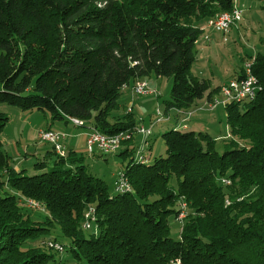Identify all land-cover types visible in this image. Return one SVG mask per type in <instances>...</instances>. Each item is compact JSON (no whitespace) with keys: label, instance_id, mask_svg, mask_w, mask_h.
<instances>
[{"label":"trees","instance_id":"1","mask_svg":"<svg viewBox=\"0 0 264 264\" xmlns=\"http://www.w3.org/2000/svg\"><path fill=\"white\" fill-rule=\"evenodd\" d=\"M234 4L0 0V104L41 111L51 123L80 120L113 136L139 125L133 111L114 113L124 88L156 77L173 79L164 114L187 115L196 101L220 94L222 85L213 88L192 68L204 27ZM252 59L260 89L253 102L225 106L223 154L209 133L177 128L162 135L166 156L152 162L135 160V148L126 147L120 155H132L123 170L132 192L112 194L75 152L64 158L53 149L34 167L45 170L53 157L54 167L27 176L0 140V264H264V54ZM8 123L0 113V135ZM22 198L44 211L29 210ZM181 200L187 215L174 239L170 219L177 221ZM90 206L98 230L88 238ZM57 229L65 246L44 240ZM49 242L68 256L57 262L61 251Z\"/></svg>","mask_w":264,"mask_h":264},{"label":"rangeland","instance_id":"2","mask_svg":"<svg viewBox=\"0 0 264 264\" xmlns=\"http://www.w3.org/2000/svg\"><path fill=\"white\" fill-rule=\"evenodd\" d=\"M234 7L242 12V20L238 27H233L226 35L207 29L205 33L209 36V40H204L205 36L202 35L196 48L198 51L197 61L193 65L192 72L201 79L209 80L213 88L238 77L248 57H254L258 53L264 54V10L262 9L261 1L235 0ZM152 78H154V85L151 88L158 92L159 100L155 95L146 97L134 96L131 100V103H133V106L131 105L132 108L129 106V108L134 110L133 113L137 120H144L146 129L150 127L151 118L154 122L151 128L152 135L150 136L152 139L151 150H148L146 146H142L139 152L142 139L136 133L133 135V139L129 142L127 141V144L125 142L116 154L104 155L96 152L95 157L87 153V145L85 149V145H81L82 141L79 138L69 139V142L76 149L77 157L82 159L79 164H84L91 175L103 179L108 184L112 194L115 193L114 182L117 173L123 171L132 158V155L127 157L120 155L126 147H131L134 144L133 148L136 150L134 152L135 160L147 152H151V162L158 157H165L166 147L162 135L175 128L182 132L209 133V135L217 139L216 150L220 154H223L225 144L229 142L230 129L227 124L225 106H218L214 110H209L206 106L207 99L204 97L196 101L189 115L178 117L172 111L166 116L164 114L165 104L171 97L173 79ZM221 98L220 93L212 102L222 100ZM127 103L129 104L130 102L126 101V97H121L119 100L120 108L114 112L115 115H124L129 111ZM157 110L161 112L159 117L157 116ZM0 113H5L9 118V123L0 135V140L4 143V149L9 155L12 164L19 165V162L23 160V165L18 167V169L25 170V175L27 176L39 175L44 171L51 170L54 167V157L49 159L45 170H37L34 167L35 164L44 159L43 155L49 150V144L41 143L37 138V131L47 125L49 119L46 120V117L48 118L49 116L37 110L24 112L7 104H0ZM159 118L164 120L158 123L157 119ZM54 123L56 125L58 121ZM185 125L188 128H185ZM54 127L57 128L58 126ZM12 193L16 194V192ZM29 210L43 212L44 208L40 205V208ZM170 224L171 237L179 239L181 223L171 218ZM93 232L84 231V234L89 238ZM52 238H55L63 246L67 244V239L61 235L59 229L51 236L44 238V240ZM67 256V252L64 255L56 253L55 260L58 262Z\"/></svg>","mask_w":264,"mask_h":264},{"label":"built area","instance_id":"3","mask_svg":"<svg viewBox=\"0 0 264 264\" xmlns=\"http://www.w3.org/2000/svg\"><path fill=\"white\" fill-rule=\"evenodd\" d=\"M242 17V12L237 10L236 8L232 12H225L217 15L213 20L209 21L208 24L204 27V32L208 29L213 30L215 32L226 35L230 32L233 27H238V18ZM204 40H209V36L206 33L203 34ZM254 60H247L242 66V76L237 77L233 82H227L221 86L222 95H229V102H208L207 107L209 110H214L218 106H226L227 104L233 102H253L256 99L257 93L260 89L257 79L252 73V64ZM132 91L136 97H146V96H156L159 97V94L156 90L152 89L149 84H141V81L136 82ZM129 111H132L129 108ZM188 113L187 115H189ZM157 116L159 117V111L157 110ZM75 120V127L83 128V121H76V119H68ZM164 119H157V122H162ZM138 134L142 136L141 146L139 148V152L141 151V147L146 145L145 139L152 135L151 128L146 129L143 125H138L135 128L134 132L126 131L121 132L117 135L109 136L100 133L97 130L95 135H87L86 145H87V153L94 155L96 152L102 153L104 155L116 154L117 151L122 147V145L132 140L134 134ZM66 133L62 131L56 130H42L38 134V140L41 143H47L51 145L56 152V154L60 157H66L67 152L65 147L63 146V141L66 138ZM142 161H147L145 156L139 157ZM221 183L225 186L230 185L229 180L221 179ZM115 190L120 188H124L123 185V177L121 171L117 173L114 182ZM23 204H31L29 200H24L22 198ZM32 206V204H31ZM35 208V207H34ZM180 213L177 217L178 222H182L183 215H187V204H179ZM85 220H92V231H97V216L93 213L92 206H90L84 215ZM61 248V254H65V248L59 246Z\"/></svg>","mask_w":264,"mask_h":264},{"label":"crops","instance_id":"4","mask_svg":"<svg viewBox=\"0 0 264 264\" xmlns=\"http://www.w3.org/2000/svg\"><path fill=\"white\" fill-rule=\"evenodd\" d=\"M153 79L154 78H152V79H150V80L147 81L150 86L154 85L153 84ZM134 96L135 95H134V93L132 91V87H125L124 88V90H123V96L122 97H126V101L127 102H130L129 104L127 103L128 108L131 105L133 106V103H131V100L133 99ZM157 99L159 100V97ZM132 106H131V108H132ZM132 111H134V110L132 109ZM48 119H49V121H47V125L44 126V127H42V128H40L37 131V138H38L39 132L42 131V130L51 129V130H56V131H62L64 133H66V135H67L66 138H65V140L62 142L63 143V146L65 147V150H66L67 153H69V152H75L76 153L75 147L69 142V139H71V138H79L82 141V144L81 145L83 146V144H84L85 145V149H86V139H87V133H88V129L87 128H78V127L73 126L71 124V122L68 120V118L65 119V120H63V121H58V123L56 125H55L54 122L50 124V118L49 117L48 118L46 117V120H48ZM139 125L145 126V122H144L143 119H141L139 121ZM153 125H154V122H153V120L151 118L150 119V127L148 129L152 128ZM54 126H58V127L56 128ZM185 128H188V126L185 125ZM141 139H142V136H141ZM151 141H152V139L150 138V136L145 139V142L147 144L146 145H143V146H146V148H148V150H151V145H152L151 144ZM43 145H46V144H43ZM133 145L131 147H133ZM129 146H130V144H129ZM48 148H49V150L46 151V153H45V155H43V157H45V156L49 157L48 156V153L53 150V147L51 145H49ZM76 155H77V153H76ZM95 156H96V153L92 157H95ZM142 156H145L147 158V160L149 161L150 160V156H151V152H147L146 154H142ZM152 156H153V153H152ZM21 165H23V160H21L19 162V165H15V170L16 171H20L18 169V167H20ZM114 191H115V188H114Z\"/></svg>","mask_w":264,"mask_h":264},{"label":"bare ground","instance_id":"5","mask_svg":"<svg viewBox=\"0 0 264 264\" xmlns=\"http://www.w3.org/2000/svg\"><path fill=\"white\" fill-rule=\"evenodd\" d=\"M241 20H242V17L241 18H238V24L241 22ZM234 80L235 79H233V80H231L229 82H233ZM141 84H148V82L147 81H141ZM220 93H221V91H220ZM221 96H222L221 102H229V95H222V93H221ZM218 101L219 100H215L214 102H218ZM160 113L161 112H159V116H160ZM70 121L72 122L71 124L75 125V120H70ZM76 121H80V120H76ZM96 133H97V130L94 129V128H91V129L88 130L87 135H95ZM121 174H122V177H123V185H124V188H120V189H118L116 191L117 192H120V193L132 192V187H131L130 183L128 182L127 178L125 177L123 171H121ZM29 202L32 204V206H31V204H26L29 207V209L30 208L31 209L40 208V205H41L40 203H38V202H36L34 200H31V199L29 200ZM179 204H186V202L183 201V200H181V202ZM92 210H93V213L95 214L94 208H92ZM185 217H186V215H183L182 220ZM83 228L85 230H89V231L92 230V220H85V223H83ZM48 246L51 247V248H54V249H57V250L61 251V248L59 247V245H57V244H55L53 242H49L48 243Z\"/></svg>","mask_w":264,"mask_h":264}]
</instances>
